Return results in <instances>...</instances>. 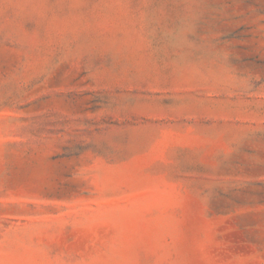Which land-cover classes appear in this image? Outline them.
<instances>
[{
	"label": "rangeland",
	"instance_id": "rangeland-1",
	"mask_svg": "<svg viewBox=\"0 0 264 264\" xmlns=\"http://www.w3.org/2000/svg\"><path fill=\"white\" fill-rule=\"evenodd\" d=\"M0 264H264V0H0Z\"/></svg>",
	"mask_w": 264,
	"mask_h": 264
}]
</instances>
